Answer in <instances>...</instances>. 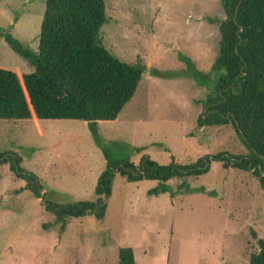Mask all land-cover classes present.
Segmentation results:
<instances>
[{"label":"rangeland","instance_id":"1","mask_svg":"<svg viewBox=\"0 0 264 264\" xmlns=\"http://www.w3.org/2000/svg\"><path fill=\"white\" fill-rule=\"evenodd\" d=\"M48 0H0V66L32 73L35 68L6 41L11 33L39 50ZM100 38L116 57L147 66L137 93L117 120L100 121L99 145L84 120L0 119V264H120L132 247L138 264H250L264 238V190L253 172L213 162L211 172L173 180V192L150 196L156 180L129 182L118 175L105 220L91 212L58 221L46 205L95 201L108 161L104 149L139 165L186 164L222 151H249L236 129L204 126V103L226 70L212 71L220 54L217 21L222 0H106ZM182 56L201 72L199 84ZM4 161V162H2ZM20 167L34 174L46 196L27 188ZM174 194V195H173Z\"/></svg>","mask_w":264,"mask_h":264},{"label":"trees","instance_id":"2","mask_svg":"<svg viewBox=\"0 0 264 264\" xmlns=\"http://www.w3.org/2000/svg\"><path fill=\"white\" fill-rule=\"evenodd\" d=\"M222 4L226 16L217 21L220 54L212 71L224 69L226 73L205 101L206 110L198 126L232 125L249 152L237 155L222 151L186 164L176 162L173 156L167 165L146 156L137 166L104 149L108 165L96 186L97 199L66 207L46 205V192L39 179L25 172L18 161V174L27 178V188L48 211L57 214L58 221L84 218L94 212L103 222L118 175L129 182L158 181L148 192L150 196L174 193L173 180H186L179 185V192H205L204 187L188 185V179L207 175L213 162H221L225 168L253 172L264 190V0H222ZM107 21L106 0H48L38 51L4 33L9 45L35 71L26 74L0 66V119L84 120L103 147L99 122L118 119L147 71L142 62H125L107 49L100 38ZM182 58L198 83L207 85L211 72H201L191 58ZM120 264H138L132 247L121 248ZM250 264H264V238L259 239V251L252 253Z\"/></svg>","mask_w":264,"mask_h":264}]
</instances>
